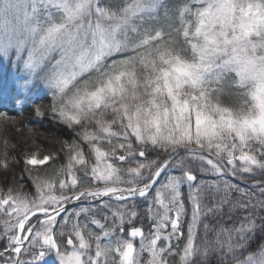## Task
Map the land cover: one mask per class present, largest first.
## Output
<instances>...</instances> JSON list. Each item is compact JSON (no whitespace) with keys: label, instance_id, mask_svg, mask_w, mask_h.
<instances>
[{"label":"snow or ice","instance_id":"obj_1","mask_svg":"<svg viewBox=\"0 0 264 264\" xmlns=\"http://www.w3.org/2000/svg\"><path fill=\"white\" fill-rule=\"evenodd\" d=\"M0 61L70 133L3 140L0 264H264V0H0Z\"/></svg>","mask_w":264,"mask_h":264},{"label":"trees","instance_id":"obj_2","mask_svg":"<svg viewBox=\"0 0 264 264\" xmlns=\"http://www.w3.org/2000/svg\"><path fill=\"white\" fill-rule=\"evenodd\" d=\"M0 85H3L0 82ZM227 102V97L225 98ZM51 101L50 94H46L34 101H28L23 105H16L10 102L9 105L0 107V111L7 112L10 116L15 117L22 123L18 124L17 127L20 131H17V127H10L6 133L0 134V152L3 151V140L5 138L9 141L10 151L15 152L18 159L21 158V151L26 150V146H32L33 137L30 136L27 129L32 128L37 131L39 135L35 137L36 144L42 149H50L49 142L43 139V135L48 134L50 136H63L67 138L70 133L63 125L58 124L50 114H46L44 117H37L34 114V105H48ZM16 145L15 149L11 148V145ZM22 164L15 165V172L19 174ZM4 176L0 174V184L4 183ZM8 179H11V173H9Z\"/></svg>","mask_w":264,"mask_h":264},{"label":"rangeland","instance_id":"obj_3","mask_svg":"<svg viewBox=\"0 0 264 264\" xmlns=\"http://www.w3.org/2000/svg\"><path fill=\"white\" fill-rule=\"evenodd\" d=\"M2 61H0L1 64ZM12 77L15 78L14 74L12 73ZM43 264H58V262L55 259L54 255H49L48 257L45 258V261Z\"/></svg>","mask_w":264,"mask_h":264}]
</instances>
